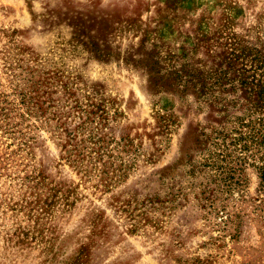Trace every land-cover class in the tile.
Segmentation results:
<instances>
[{
	"label": "rangeland",
	"instance_id": "rangeland-1",
	"mask_svg": "<svg viewBox=\"0 0 264 264\" xmlns=\"http://www.w3.org/2000/svg\"><path fill=\"white\" fill-rule=\"evenodd\" d=\"M0 264H264V0H0Z\"/></svg>",
	"mask_w": 264,
	"mask_h": 264
}]
</instances>
